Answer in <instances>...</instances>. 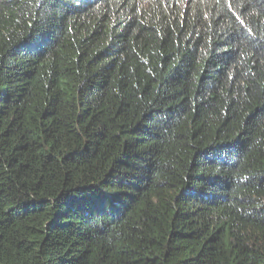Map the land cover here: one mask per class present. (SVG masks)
Instances as JSON below:
<instances>
[{
    "label": "trees",
    "instance_id": "16d2710c",
    "mask_svg": "<svg viewBox=\"0 0 264 264\" xmlns=\"http://www.w3.org/2000/svg\"><path fill=\"white\" fill-rule=\"evenodd\" d=\"M0 264H264V0H0Z\"/></svg>",
    "mask_w": 264,
    "mask_h": 264
}]
</instances>
